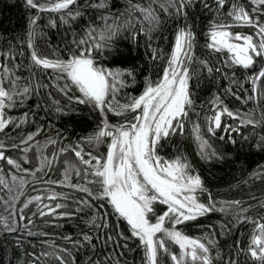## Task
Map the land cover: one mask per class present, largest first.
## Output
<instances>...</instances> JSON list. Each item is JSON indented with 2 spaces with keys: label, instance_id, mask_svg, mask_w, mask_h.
<instances>
[{
  "label": "snow or ice",
  "instance_id": "obj_1",
  "mask_svg": "<svg viewBox=\"0 0 264 264\" xmlns=\"http://www.w3.org/2000/svg\"><path fill=\"white\" fill-rule=\"evenodd\" d=\"M24 5L36 13L28 17L25 36L0 49V133L6 134L9 126L20 131L29 123L37 124L45 118L40 111L70 116L75 111L73 105L86 106L101 119L92 133L77 141H69L56 130L54 137L48 135L41 143L37 137L42 125H37L35 132L8 137L7 143L0 141V161L11 172L8 178L0 168V185L7 196H0L7 213L0 216V231L15 236L16 247L28 241L35 248L30 238L48 234L32 230L33 218L81 220L83 226L76 236L61 237L64 246L42 241L49 250L33 253L32 264H41V257L55 264H76L80 252L85 254L84 264H121L123 252L118 256L113 253L117 248L132 250L130 244L141 251L142 264H241L240 256L251 264H264V200L253 204L243 199H216L181 145L173 144V138H184L188 125L200 160L222 163L227 157L210 143L218 130L247 140L241 128L264 127V111L258 118L255 109L234 112L221 95L214 94L209 101L211 115H204L202 128L194 98L201 77L216 72L229 81L225 97L241 98L233 92L235 86L244 94V103L259 105L264 100V0H248L247 6L243 0H24ZM197 9L208 16L204 50L207 56H226V71L213 68L207 56L195 54ZM41 14L48 15L51 28H56L58 21L69 28L79 27V21L84 26L79 34L73 33L64 49L46 44L50 51H41L36 44L37 36L43 35ZM169 23L174 41L165 53L153 46V35H163ZM141 35L154 64L155 79L150 73L138 81L140 72L135 64L105 66L108 57L116 62L121 40L135 43ZM22 66L27 76L18 75ZM237 69L251 74L237 80ZM132 90L138 94H131ZM34 96L37 102L33 108L29 102ZM61 99L66 103L62 105ZM199 107L203 110L204 106ZM17 109L22 110L21 115L8 114ZM190 114L198 119L192 121ZM110 116L116 122H110ZM224 117L238 124H227ZM229 142L236 144L231 135ZM254 147L264 152V135ZM33 149L38 165L25 168L23 162H30L28 154ZM9 151L23 155L15 158L7 155ZM69 153L75 162L65 158L61 163V157ZM57 165L63 168L61 179L53 180L50 174L58 170ZM251 178L264 182V171L253 172ZM37 182L44 187L37 188ZM29 184L32 191L42 194L26 195ZM21 197L26 198L21 201ZM210 214L227 219L219 224L221 235L251 225L244 246L234 241L228 252L222 253L216 228L209 226L193 236L181 227Z\"/></svg>",
  "mask_w": 264,
  "mask_h": 264
},
{
  "label": "trees",
  "instance_id": "obj_2",
  "mask_svg": "<svg viewBox=\"0 0 264 264\" xmlns=\"http://www.w3.org/2000/svg\"><path fill=\"white\" fill-rule=\"evenodd\" d=\"M123 3V0H120ZM245 6L248 4V0H243ZM34 10H28L25 8L24 0H0V49H4L7 46L8 41L16 43V37H24L27 29V22L29 16H35ZM163 15V14H162ZM42 21L40 27L43 29V35H39L36 38L37 47L41 51H50V48L46 47L49 44L51 48L56 46L59 49H64L66 43H70L73 38V33L79 34L81 28L84 26L83 21H79L80 25L77 27L73 25L71 28L63 26L57 23L56 28H51L47 26V21L49 19L47 14H41ZM195 23L199 26L198 28V38L197 46L195 49V54L198 58H204L207 56L206 50H204L205 38L203 31L205 30V25L207 23V14L200 12L197 9L195 13ZM191 21V14H190ZM245 32L251 34L249 29H244ZM166 37V39H165ZM79 38V35L77 36ZM153 39L156 43L154 47H160L164 49L167 53L170 50V46L174 41V32L171 23L165 28H163V35L160 33H155ZM119 52L117 54L116 62H113V57H108V62L105 66L108 67H128L133 64L138 66L140 76L138 81L142 80L144 76L152 74V78L155 79L154 64L150 59V56L146 52V45L144 37L141 35L137 38L134 43L131 39L121 40L119 45ZM27 53V49H25ZM209 62L213 68L220 67L221 71H226L223 67V61L227 58L224 55H211L207 56ZM0 62H3V58L0 57ZM27 72L24 71L23 66L18 73V75L27 76ZM231 75V72H229ZM251 73L243 70H236L237 80L243 81ZM43 78V77H42ZM46 83L47 80L45 79ZM229 87V81L221 76L220 73H213L212 77H207L205 73L200 81L199 87L195 89L194 98L196 100V112L200 113L199 121L201 127H204L203 117L205 114L211 115L209 111V101L214 94H219L224 99V102L232 109L234 112L239 111L240 113L248 112L250 109H255L257 112V118L259 117V112L264 111V100L261 101L259 105H255L252 102L244 103V94L238 91V89L233 86V92H236L241 98L238 100L235 96L228 95L224 96V89ZM245 88H250V84H245ZM142 90V89H141ZM131 94H138L137 91L132 90ZM41 96H44V92H41ZM55 98L60 99L58 95ZM37 98L34 96L29 102L31 107H35ZM41 100V103H44ZM66 101L61 99V104H65ZM203 105V110L199 107ZM74 112L70 116L58 117L55 114L48 115L44 111H40L39 115L45 117L43 120H37V124L25 125L20 131H17L12 126L6 129V134L0 133V141L7 143L8 137L16 138L18 135H26L29 132H35L37 125L43 126V131L37 137V139L43 143L48 135L55 136L56 130H59L63 136L67 137L69 141H77L81 137H86L92 133L97 124L99 123L101 117L97 113L90 112L86 106L83 105H73ZM22 110H13L8 114L16 117L21 115ZM190 119L196 121L198 117L195 114H190ZM224 121L227 124L236 126L238 124L237 120H233L228 117H224ZM110 122H116L114 118L110 116ZM51 124L52 128L49 130L48 125ZM188 125L185 128V136L183 139L180 137L173 138V144L179 143L183 150L188 154L189 158L192 160L193 164L200 172L201 176L205 180V185L212 192L216 199L232 200V199H243L249 201L250 203L257 204L260 200H264V182L260 179H252V173L256 171H264V152L259 151L254 147V144L258 140L259 136L264 135V127H257L253 129L251 126L246 128H241V133L243 136H247L248 139L244 140L239 134H225L222 131H217V136L210 139V143L214 148H216L221 155L227 157L225 162L205 163L201 161L196 153L195 143L192 141L188 134ZM229 135L236 140V144L229 142ZM220 136H224V141L219 139ZM67 142V141H66ZM87 150V149H86ZM103 150V149H101ZM171 149H169L170 151ZM52 151L51 146H49L48 152ZM7 155L19 158L23 155L19 151H9ZM30 162H23V167L32 169L34 166L38 165L37 157L35 154V149L28 154ZM74 161V157L69 153L66 157H61V163L64 159ZM0 168L4 169V174L10 178L11 172L5 162L0 161ZM58 169L54 173L50 174L51 179L59 180L61 179V173L63 168L57 165ZM30 179V178H29ZM247 181V183H244ZM37 188L44 187L43 185L36 183ZM57 191H67V189L57 188ZM26 195H37L42 193H37L32 191V185L25 189ZM0 196L7 199L6 190L0 185ZM250 197H255L256 199L250 200ZM26 197H21L23 201ZM46 203L48 201H45ZM20 205H17L19 207ZM32 210L35 211V206ZM73 207V205H69ZM159 211V209H158ZM7 215L5 212L3 201L0 200V216ZM31 216V212L27 213ZM34 222L30 227L35 232H46L47 236H41L38 238H30V243L35 245L32 248L29 242L26 241L22 247H16L13 243L15 236H9L6 233L0 231V264H32V254L35 253L39 255L41 251H47L46 245L42 246V241L52 240L59 246H64L61 237L63 235H73L76 236L80 227H82L81 220L77 218L67 219L61 218L56 219L54 217L40 218L39 216L33 218ZM26 222V221H25ZM227 219L220 214H210L206 217H201L196 222H189L186 225L181 226L182 229L189 235L198 236L201 235V230L207 231L208 227H214L216 231V239L219 241V250L222 253H227L229 248L233 245L234 241H240L241 246H244L248 238V234L251 231L252 226L246 225L239 230H234L230 235H221L219 231L220 223H227ZM59 225V226H58ZM121 229L125 228L124 224L120 225ZM243 233V236L241 235ZM129 248L132 250H125L122 248H117L113 256H118L123 252L121 259V264L126 261L127 264H142V253L140 250L135 249V246L130 244ZM235 250L233 249V252ZM86 257L83 252L76 255V264H84ZM165 260L167 258H164ZM241 264H251V261L246 260L244 256L239 257ZM223 261L227 260V255L222 257ZM41 264H55L54 261L46 260L41 257Z\"/></svg>",
  "mask_w": 264,
  "mask_h": 264
},
{
  "label": "rangeland",
  "instance_id": "obj_3",
  "mask_svg": "<svg viewBox=\"0 0 264 264\" xmlns=\"http://www.w3.org/2000/svg\"><path fill=\"white\" fill-rule=\"evenodd\" d=\"M174 251H176L177 249L173 248Z\"/></svg>",
  "mask_w": 264,
  "mask_h": 264
}]
</instances>
